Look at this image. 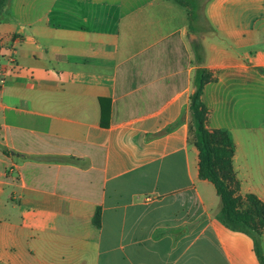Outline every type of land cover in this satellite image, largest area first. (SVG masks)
<instances>
[{"label": "crops", "instance_id": "1", "mask_svg": "<svg viewBox=\"0 0 264 264\" xmlns=\"http://www.w3.org/2000/svg\"><path fill=\"white\" fill-rule=\"evenodd\" d=\"M196 14L203 34L176 0H8L0 264H261L199 178L189 35L212 74L207 128L230 131L240 194L264 203V0Z\"/></svg>", "mask_w": 264, "mask_h": 264}, {"label": "trees", "instance_id": "2", "mask_svg": "<svg viewBox=\"0 0 264 264\" xmlns=\"http://www.w3.org/2000/svg\"><path fill=\"white\" fill-rule=\"evenodd\" d=\"M195 15L188 0H176ZM191 2V1H190ZM8 0H0V11ZM196 16V15H195ZM193 65V92L190 95V142L199 151V178L212 183L220 198L218 219L228 229L244 233L254 240L255 252L261 264L264 257L260 248V239L264 233V203L254 194H240L241 183L238 180L233 162L236 146L230 131L226 129L209 130L207 121L209 110L202 101L204 87L212 80V74L203 67L204 48L198 41L191 43ZM110 115L109 108L104 109L105 118ZM8 155L12 151L4 150ZM74 159H70L73 161ZM102 210L98 208L95 225L101 227Z\"/></svg>", "mask_w": 264, "mask_h": 264}, {"label": "rangeland", "instance_id": "3", "mask_svg": "<svg viewBox=\"0 0 264 264\" xmlns=\"http://www.w3.org/2000/svg\"><path fill=\"white\" fill-rule=\"evenodd\" d=\"M188 2L190 3V5L192 7V11L194 12L195 15H197L196 12L198 11V9L201 10L205 4V0H191V2L190 1H188ZM195 19H197V20L199 19L200 24L198 27L199 28L198 31L200 32V34L205 33L207 31V28H206L205 24L202 22V18H198L197 16H195ZM194 71H195V69H194ZM189 107H190V105H189ZM190 122H191V111L189 109V123ZM263 257H264V254H263Z\"/></svg>", "mask_w": 264, "mask_h": 264}, {"label": "water", "instance_id": "4", "mask_svg": "<svg viewBox=\"0 0 264 264\" xmlns=\"http://www.w3.org/2000/svg\"><path fill=\"white\" fill-rule=\"evenodd\" d=\"M190 43H193L194 41H198V37L196 35H189Z\"/></svg>", "mask_w": 264, "mask_h": 264}]
</instances>
